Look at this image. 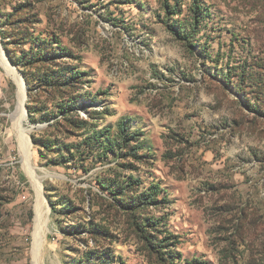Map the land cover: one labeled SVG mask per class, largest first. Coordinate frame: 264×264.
Wrapping results in <instances>:
<instances>
[{
    "label": "rangeland",
    "instance_id": "374dc122",
    "mask_svg": "<svg viewBox=\"0 0 264 264\" xmlns=\"http://www.w3.org/2000/svg\"><path fill=\"white\" fill-rule=\"evenodd\" d=\"M0 47V264H264V0H0Z\"/></svg>",
    "mask_w": 264,
    "mask_h": 264
},
{
    "label": "bare ground",
    "instance_id": "6f19581e",
    "mask_svg": "<svg viewBox=\"0 0 264 264\" xmlns=\"http://www.w3.org/2000/svg\"><path fill=\"white\" fill-rule=\"evenodd\" d=\"M5 54V53H4ZM3 54V51L1 50L0 47V64H2V66L7 69L8 71L12 72L16 78V80L19 82L20 88H21V95H20V99H19V106H18V113L16 116V126L17 129L19 130V142H20V146H21V150H22V154L24 155L25 158H28V154H27V148H28V132L22 127V117H23V113H24V102H25V86H24V82L22 81V79H20L17 75V73L14 71V68H12V66L9 64V62L7 61L6 56ZM31 178L34 182L35 185H38L35 181L34 175L31 174ZM37 188L41 191V187ZM41 215H42V204L39 200L38 205H37V224L39 226L40 221H41Z\"/></svg>",
    "mask_w": 264,
    "mask_h": 264
},
{
    "label": "trees",
    "instance_id": "16d2710c",
    "mask_svg": "<svg viewBox=\"0 0 264 264\" xmlns=\"http://www.w3.org/2000/svg\"><path fill=\"white\" fill-rule=\"evenodd\" d=\"M179 8L178 7H176V6H174V9H173V12L171 13V15H173V16H175V15H177L178 13H179ZM191 11V13L194 15V17H198V12H194V11H192V10H190ZM195 19V18H194ZM24 57H25V55H23V59H24ZM21 64H22V66H33V64H35V63H29V62H27L26 63V61H21L20 62ZM119 128H120V130H121V132L124 134V136H126V129L124 128V125H123V123H121L120 125H119ZM97 135V134H96ZM95 136V135H94ZM124 142L125 143H127V140H124ZM129 144V143H128ZM127 146H129V145H127ZM135 149H139V148H134V149H132V156L134 155L135 156V153L133 154V152H134V150ZM135 152H137V150H135Z\"/></svg>",
    "mask_w": 264,
    "mask_h": 264
}]
</instances>
